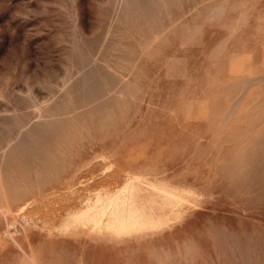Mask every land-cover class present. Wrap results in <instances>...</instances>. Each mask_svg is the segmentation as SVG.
Returning a JSON list of instances; mask_svg holds the SVG:
<instances>
[{
	"label": "rangeland",
	"instance_id": "1",
	"mask_svg": "<svg viewBox=\"0 0 264 264\" xmlns=\"http://www.w3.org/2000/svg\"><path fill=\"white\" fill-rule=\"evenodd\" d=\"M0 264H264V0H0Z\"/></svg>",
	"mask_w": 264,
	"mask_h": 264
},
{
	"label": "bare ground",
	"instance_id": "2",
	"mask_svg": "<svg viewBox=\"0 0 264 264\" xmlns=\"http://www.w3.org/2000/svg\"><path fill=\"white\" fill-rule=\"evenodd\" d=\"M133 177L140 179L137 175ZM141 190L140 186L134 182L132 183L129 179L118 192L106 199L99 196L96 202L88 204L86 209H81V212L79 210L77 214L75 213L74 218L81 221L83 219L84 225L90 230L101 228L104 224L122 231L161 223L163 219L165 220L168 217L167 211L170 210L175 192L164 188L161 195L162 202L157 201L158 205H156L155 200H149L148 202L144 199ZM157 209L159 210L157 211Z\"/></svg>",
	"mask_w": 264,
	"mask_h": 264
}]
</instances>
